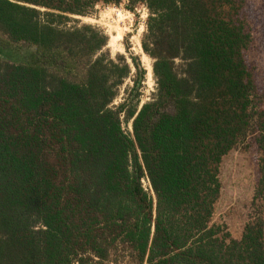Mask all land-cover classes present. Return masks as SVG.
I'll return each instance as SVG.
<instances>
[{
    "label": "trees",
    "instance_id": "trees-1",
    "mask_svg": "<svg viewBox=\"0 0 264 264\" xmlns=\"http://www.w3.org/2000/svg\"><path fill=\"white\" fill-rule=\"evenodd\" d=\"M123 4L148 9L145 102L130 44L113 56L103 28L72 19ZM255 44L248 0H0V264H264ZM248 140L260 176L236 239L213 218L223 158Z\"/></svg>",
    "mask_w": 264,
    "mask_h": 264
},
{
    "label": "rangeland",
    "instance_id": "rangeland-1",
    "mask_svg": "<svg viewBox=\"0 0 264 264\" xmlns=\"http://www.w3.org/2000/svg\"><path fill=\"white\" fill-rule=\"evenodd\" d=\"M248 1L249 17L253 21L256 35V44L250 51V61L256 66V72L264 85V0ZM147 17L148 9L145 6H139L137 13H132L123 4L121 6L97 5L90 15L72 18L78 19L80 23H90L103 28L110 35L107 47L111 55L123 53L130 60L129 52L126 50V44L129 43L131 52L141 57L142 64L147 69L141 88L143 102L148 101L156 90V80L151 68L152 59L143 52L142 47L140 48ZM75 23L77 22L71 21L68 26ZM129 34L131 35L128 37ZM20 49L23 54L14 53L18 61L30 58L32 50L28 46H21ZM9 55L8 52L3 54L0 52L2 58H10ZM132 85V79H127L120 89L115 105L124 100L127 89ZM124 128L132 131L130 123H125ZM259 176V154L252 140L240 144L223 158L220 173L223 188L216 205L213 222L226 225L236 239L242 238L244 228L253 214V199ZM145 185L148 186L146 180Z\"/></svg>",
    "mask_w": 264,
    "mask_h": 264
},
{
    "label": "built area",
    "instance_id": "built-area-1",
    "mask_svg": "<svg viewBox=\"0 0 264 264\" xmlns=\"http://www.w3.org/2000/svg\"><path fill=\"white\" fill-rule=\"evenodd\" d=\"M144 184H145V180H144ZM146 186V185H145Z\"/></svg>",
    "mask_w": 264,
    "mask_h": 264
},
{
    "label": "bare ground",
    "instance_id": "bare-ground-1",
    "mask_svg": "<svg viewBox=\"0 0 264 264\" xmlns=\"http://www.w3.org/2000/svg\"><path fill=\"white\" fill-rule=\"evenodd\" d=\"M140 48H141V45H140ZM152 68V67H151Z\"/></svg>",
    "mask_w": 264,
    "mask_h": 264
}]
</instances>
